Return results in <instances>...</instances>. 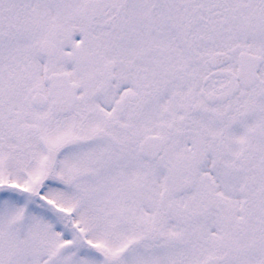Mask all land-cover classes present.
I'll list each match as a JSON object with an SVG mask.
<instances>
[{
    "label": "snow or ice",
    "instance_id": "snow-or-ice-1",
    "mask_svg": "<svg viewBox=\"0 0 264 264\" xmlns=\"http://www.w3.org/2000/svg\"><path fill=\"white\" fill-rule=\"evenodd\" d=\"M0 264H264V0H0Z\"/></svg>",
    "mask_w": 264,
    "mask_h": 264
}]
</instances>
